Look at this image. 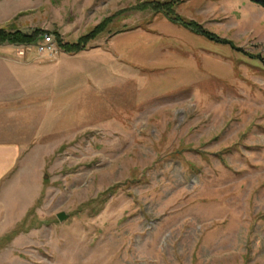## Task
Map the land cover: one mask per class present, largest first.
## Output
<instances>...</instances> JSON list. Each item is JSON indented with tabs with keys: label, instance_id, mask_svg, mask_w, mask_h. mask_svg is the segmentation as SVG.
Returning a JSON list of instances; mask_svg holds the SVG:
<instances>
[{
	"label": "rangeland",
	"instance_id": "obj_1",
	"mask_svg": "<svg viewBox=\"0 0 264 264\" xmlns=\"http://www.w3.org/2000/svg\"><path fill=\"white\" fill-rule=\"evenodd\" d=\"M144 1L0 0V27L52 37L0 46V77L23 93L0 108V140L23 149L0 264H264V66ZM177 11L264 56L260 6ZM114 15L89 51L58 49L53 32L75 40Z\"/></svg>",
	"mask_w": 264,
	"mask_h": 264
},
{
	"label": "trees",
	"instance_id": "obj_2",
	"mask_svg": "<svg viewBox=\"0 0 264 264\" xmlns=\"http://www.w3.org/2000/svg\"><path fill=\"white\" fill-rule=\"evenodd\" d=\"M186 1L187 0H146L135 8L140 11L151 12L153 15H162L173 25L183 28L193 35L202 37L215 44L228 46L233 51L244 54L251 60L259 62L264 66V56L261 54L245 52L242 48L238 47L234 41L223 38L220 35L209 31L199 22L186 19L180 15L177 9ZM248 1L264 9V0ZM116 16L117 15L105 17L98 25L94 26L87 33L82 34L75 40H68L64 35L58 32H53L52 34L55 36L58 49L62 53L70 56L89 51L92 48L94 42H96L101 36L110 32V28ZM46 34L49 33L39 29L33 31L32 33H25L18 29H7L0 27V46H34L39 42H42ZM16 234L17 232H15L13 235Z\"/></svg>",
	"mask_w": 264,
	"mask_h": 264
},
{
	"label": "crops",
	"instance_id": "obj_3",
	"mask_svg": "<svg viewBox=\"0 0 264 264\" xmlns=\"http://www.w3.org/2000/svg\"><path fill=\"white\" fill-rule=\"evenodd\" d=\"M11 78L12 80L9 82L0 77V108L7 109L13 107V105L15 106V103H17V105L20 104L14 99L23 96L21 95L23 93L20 91L22 88L21 77L17 74H12ZM22 152L23 149L18 142L0 140V225L6 224V221H9V218L11 219L13 217L12 213L7 210V206L6 208L3 206V204H5L4 194L6 189L11 191L12 186H14L18 180L17 178H20L19 165ZM29 206L30 205L26 207L22 216L25 215ZM22 216L19 217L21 218ZM20 218H16L14 222H7V224H14L16 221H19Z\"/></svg>",
	"mask_w": 264,
	"mask_h": 264
},
{
	"label": "built area",
	"instance_id": "obj_4",
	"mask_svg": "<svg viewBox=\"0 0 264 264\" xmlns=\"http://www.w3.org/2000/svg\"><path fill=\"white\" fill-rule=\"evenodd\" d=\"M43 43L45 44H49L52 42V37L49 34H46L43 38ZM42 50H45V48H43V46L41 47Z\"/></svg>",
	"mask_w": 264,
	"mask_h": 264
},
{
	"label": "water",
	"instance_id": "obj_5",
	"mask_svg": "<svg viewBox=\"0 0 264 264\" xmlns=\"http://www.w3.org/2000/svg\"><path fill=\"white\" fill-rule=\"evenodd\" d=\"M46 178H47V176H46ZM58 219L62 222V221H64L65 219H66V215H65V213H60V214H58Z\"/></svg>",
	"mask_w": 264,
	"mask_h": 264
}]
</instances>
